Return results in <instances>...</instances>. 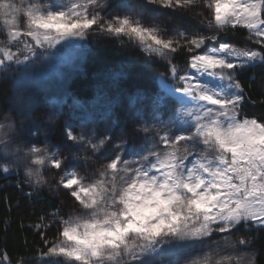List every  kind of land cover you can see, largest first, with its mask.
I'll use <instances>...</instances> for the list:
<instances>
[{"label": "snow or ice", "instance_id": "obj_1", "mask_svg": "<svg viewBox=\"0 0 264 264\" xmlns=\"http://www.w3.org/2000/svg\"><path fill=\"white\" fill-rule=\"evenodd\" d=\"M156 4L203 5L211 19L202 23L212 35L169 29L148 11ZM238 28L247 31L246 41L227 42V33ZM93 33L126 39L166 60L179 82L167 91L182 94L180 106L164 120L160 107L167 101L158 98L151 123L136 129L144 134L138 142L117 141L110 124L100 132L87 119L60 125L57 112L38 114L34 107L25 73L51 49L77 48ZM0 34V86L11 83L12 92L11 110L0 122V172L22 171L34 192L63 188L78 204L33 225L46 246L39 264H257L256 238L240 231H264V121L242 117L247 97L236 74L264 66V0H0ZM209 41L218 46L191 56L199 76H179L173 54L195 53ZM14 66L22 68L13 74ZM22 133L42 136L43 146ZM49 136L60 140L67 156ZM53 169L62 173L55 188L45 174ZM56 225L57 238L49 241L45 232ZM214 233L226 235L210 243ZM0 264H11L6 251Z\"/></svg>", "mask_w": 264, "mask_h": 264}, {"label": "trees", "instance_id": "obj_2", "mask_svg": "<svg viewBox=\"0 0 264 264\" xmlns=\"http://www.w3.org/2000/svg\"><path fill=\"white\" fill-rule=\"evenodd\" d=\"M117 1L109 0V3L117 4ZM124 1L133 4L146 2V0ZM147 8L150 13L158 15L165 21L169 29L179 26L190 34L212 35V30L202 23L205 17L211 19L209 10L203 5L193 9H169L156 4L148 5ZM200 12L203 16L198 14ZM227 37V42L242 45L246 41L247 31L238 28L229 31ZM4 39L3 35L0 40ZM220 39H225L224 34H221ZM77 44L78 47L74 49H61L71 50L72 53L71 67L75 72L68 74V86L72 87L74 95L85 103L93 97L98 99V102L102 101L99 103L102 107L90 113L96 120L99 119L102 110H107L108 123H113L111 132L115 133L114 137L123 136L130 142H136L139 138L136 136L138 133L136 129L133 134L130 132V126L125 122L124 115L127 111L143 105L147 98L151 99L154 96L161 77L169 82L176 81L170 75L167 61L160 57L149 56L126 39L122 43L115 37L103 34L93 33L86 40L78 41ZM249 44L252 43L249 42ZM59 48L57 46L56 49ZM56 49H51L50 53ZM191 55L192 53L187 52L186 49L173 54L172 60L178 67V75L187 68ZM16 67L22 68V66ZM102 69L113 70L109 75L111 80L107 79V83H113L115 86L94 89L91 84L95 81L96 72ZM33 70L36 68L33 67L31 72ZM236 78L240 81L247 97L241 108L242 117L247 116L264 121V66L259 64L248 66L238 72ZM60 86L63 90L65 85ZM36 87L37 81L30 91H35ZM11 97V83L7 88L0 86L1 117L11 110ZM35 101L33 96V104ZM133 120H136L134 116ZM101 130L104 129L101 128ZM49 182L54 188L56 187V182L50 180ZM60 189L50 191L44 187L36 193L27 184L22 171L20 174L11 175L0 172V252H7L11 264H21L22 261L24 264L30 261L36 262L40 252L46 251L41 231L36 230L33 225L39 224L41 217L50 219L51 213L56 210H59L61 214L68 213L70 209L66 207L63 199L67 193ZM30 192L33 193L31 197L28 195ZM58 228L59 226L56 225L46 230L45 235L49 241L57 238ZM240 234L256 238L252 247L258 253L257 264H264V231L249 232L241 229Z\"/></svg>", "mask_w": 264, "mask_h": 264}, {"label": "rangeland", "instance_id": "obj_3", "mask_svg": "<svg viewBox=\"0 0 264 264\" xmlns=\"http://www.w3.org/2000/svg\"><path fill=\"white\" fill-rule=\"evenodd\" d=\"M121 2H125V1L118 0L117 4ZM110 4L116 5L115 3H110ZM112 11H119V9H114V8L107 9V12H112ZM103 14L106 13H102V15ZM97 35H99V33H97ZM2 37L3 34H0V38ZM218 42L219 41H209L203 48L196 50V52L192 53V55L203 53L207 51L209 47L218 46ZM248 46L258 47L249 43ZM71 56H72L71 50L65 49V52H62V50L56 49L54 50L53 54H49L48 58H41L40 60H37L34 66L36 70H33V72L29 71L25 73L27 82L31 83L32 86L37 81L36 90L35 91L31 90L36 100L34 103V107L39 110L38 114H47L53 111L57 112L60 117L58 121L60 125H63L65 122L69 124H73V123L79 124L81 119H87L91 127L95 128L97 132L103 131L101 130V128L105 129L109 127V124L111 125L110 131H112L113 123H108L109 116L106 115L107 110L106 111L102 110L99 114V119L96 120L90 113L93 110H97L96 108H101L102 106L99 103L102 101L98 102V99L93 97L86 103L81 102V100L80 99L78 100L77 96H75L74 93L72 92L71 89L72 87L68 86L69 77L63 75L62 73L66 71L67 72L70 71ZM191 56L187 68L183 72H181L179 76H184V75L199 76V73H196L195 70L190 68ZM15 68L17 67L14 66L13 74H15ZM112 72L113 70H108V69H102L97 71L95 75L96 78L94 79L95 81L91 84V87L94 89H102V87L105 88V87L115 86L113 83H107L108 80H111V77L109 75H111ZM53 73L60 74L61 79H57V78L52 79L51 77ZM200 79L202 81H210L212 78L208 76H203L200 77ZM174 82L166 81L161 77L159 79L158 90L151 99L147 98L144 101L143 105L137 106L132 111H127L125 115L123 114L124 120L128 124V126H130V130H131L130 132L132 134L134 133V130L137 129L139 123H143L145 121L151 123V118H150L151 112L153 110V105L155 104L158 98L164 97L167 101V105L161 104L160 107V115L164 120H167L169 116L172 114V112L180 106L179 101L177 100V96H180L182 94L177 92L175 95H172L167 91V87L170 85L179 86L178 80ZM62 84L65 85L63 87V90L61 89L60 86ZM131 103L134 104L133 102ZM96 113L98 115V111H96ZM1 115L2 114L0 113V122L3 121V116L1 117ZM133 116L136 120L132 121ZM69 117H71L72 119H69ZM21 135L23 136L25 141L31 140L32 142L34 143L38 142L41 144V146H43L42 136L28 137L23 133ZM136 136L139 137L136 140V142H138L140 139L143 138L144 134L141 132L138 133V135ZM116 137H114V139H117L118 141V138ZM48 139L52 145L60 147L63 152L65 151L64 145L60 142L59 139H57L56 136H50ZM108 151L109 153H111L114 152L115 149H113L110 146ZM64 154L67 156L68 152L65 151ZM101 162L103 163L106 161H101ZM81 171H83V169H81ZM45 174L48 180H50L51 182H56V180L59 178V176L62 173L53 169L51 171H47ZM60 190H64V189L61 188ZM65 191L67 193V196H65L63 199L66 203V207L68 209H71L73 207H78V204H74L73 198L69 196L68 191L67 190ZM223 236H225V234L215 233L212 238H209V242L211 243L213 241H220ZM207 250H208L207 248L197 249L195 252L192 253V255L202 254L204 251ZM187 258L188 257H182V259H187ZM35 264H39V259L35 262Z\"/></svg>", "mask_w": 264, "mask_h": 264}, {"label": "bare ground", "instance_id": "obj_4", "mask_svg": "<svg viewBox=\"0 0 264 264\" xmlns=\"http://www.w3.org/2000/svg\"><path fill=\"white\" fill-rule=\"evenodd\" d=\"M75 71H72V68H70V71L69 72H64V73H62L63 75H66V76H68V74L70 75L71 73H74ZM52 78H57V79H60L61 78V75L60 74H58V73H53L52 74Z\"/></svg>", "mask_w": 264, "mask_h": 264}]
</instances>
